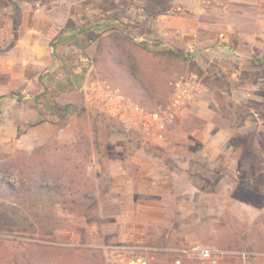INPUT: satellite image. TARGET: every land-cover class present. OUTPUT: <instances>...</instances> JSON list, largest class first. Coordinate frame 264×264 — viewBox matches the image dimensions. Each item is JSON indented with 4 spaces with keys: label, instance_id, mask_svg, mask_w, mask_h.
Instances as JSON below:
<instances>
[{
    "label": "rangeland",
    "instance_id": "obj_1",
    "mask_svg": "<svg viewBox=\"0 0 264 264\" xmlns=\"http://www.w3.org/2000/svg\"><path fill=\"white\" fill-rule=\"evenodd\" d=\"M16 1L0 179L60 193L9 201L0 264H264V0Z\"/></svg>",
    "mask_w": 264,
    "mask_h": 264
},
{
    "label": "trees",
    "instance_id": "obj_2",
    "mask_svg": "<svg viewBox=\"0 0 264 264\" xmlns=\"http://www.w3.org/2000/svg\"><path fill=\"white\" fill-rule=\"evenodd\" d=\"M2 3L6 4L7 2L11 4L13 7L14 12L18 15H20V7L18 4V1L14 0H1ZM20 19L19 17L14 18L13 20V35H14V40L13 42L9 45L8 49H13L18 41V31L20 28ZM12 98V94L8 96H3V98ZM2 98V97H1ZM10 163H1V171H6L10 168ZM58 189V188H56ZM256 191V189H255ZM56 194L59 195V191H55ZM53 191V187L49 185V183H44L42 178L36 179V178H31L29 180H22L19 182V184L15 183H9L4 181V179H0V222L3 224L6 223L7 218H6V213L10 212L11 209H14V206L12 208H8L9 206V201L11 202L12 200L21 202L20 204H26L27 201H36L39 196H48L55 194ZM261 192V191H257ZM261 194L264 195V192H261ZM10 210V211H9ZM19 210V209H18ZM16 222V223H15ZM12 222V226H15L16 224H19L17 221ZM6 225V224H5ZM3 225V226H5ZM9 226H11V222L8 223ZM32 253H30L26 258L23 260L21 259H14L8 262V264H37L36 260L33 259Z\"/></svg>",
    "mask_w": 264,
    "mask_h": 264
},
{
    "label": "built area",
    "instance_id": "obj_3",
    "mask_svg": "<svg viewBox=\"0 0 264 264\" xmlns=\"http://www.w3.org/2000/svg\"><path fill=\"white\" fill-rule=\"evenodd\" d=\"M179 99H181V95H178V97L176 98V103L180 102ZM157 116H158L157 114L154 115V118H157ZM181 252L198 256L201 260L207 262L208 264H219L220 259L225 254L223 251H220V250H214L210 248H201V247H193L188 250L181 249Z\"/></svg>",
    "mask_w": 264,
    "mask_h": 264
},
{
    "label": "crops",
    "instance_id": "obj_4",
    "mask_svg": "<svg viewBox=\"0 0 264 264\" xmlns=\"http://www.w3.org/2000/svg\"><path fill=\"white\" fill-rule=\"evenodd\" d=\"M139 185L141 188V186H144L145 183H139ZM157 187H158L157 183H149V194L157 195V193H158ZM140 191H141V189H140Z\"/></svg>",
    "mask_w": 264,
    "mask_h": 264
}]
</instances>
